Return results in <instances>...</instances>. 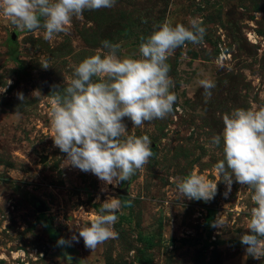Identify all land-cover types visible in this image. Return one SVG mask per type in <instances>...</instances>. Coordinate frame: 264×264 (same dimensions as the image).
<instances>
[{
  "label": "rangeland",
  "instance_id": "1",
  "mask_svg": "<svg viewBox=\"0 0 264 264\" xmlns=\"http://www.w3.org/2000/svg\"><path fill=\"white\" fill-rule=\"evenodd\" d=\"M193 19L205 29L202 43L177 48L167 61L173 113L140 128L124 120L127 134L150 137L149 162L119 184L67 165L51 137L52 109L74 67L106 52L105 40L119 43L121 56H138L141 37L159 24ZM203 79L215 84L210 96ZM9 80L0 93V264H264L246 257L240 242L253 190L233 182L229 191L219 181L223 141L212 143L224 113L264 108V0H116L85 10L50 41L43 29L21 31L0 13V86ZM191 173L219 181L214 199L184 198L176 185ZM110 197L120 205L111 239L93 251L82 238L58 246ZM218 216L224 229L212 226Z\"/></svg>",
  "mask_w": 264,
  "mask_h": 264
},
{
  "label": "clouds",
  "instance_id": "2",
  "mask_svg": "<svg viewBox=\"0 0 264 264\" xmlns=\"http://www.w3.org/2000/svg\"><path fill=\"white\" fill-rule=\"evenodd\" d=\"M116 0H0V13L21 31L43 29L45 40L59 33L67 34L72 19L85 10L112 8ZM205 29L195 19L187 25L165 21L146 38L141 37L139 55L121 56L119 43L102 42L106 52L83 59L73 69L72 77L64 81V88L54 101L52 127L54 145L66 153L67 165L91 172L105 184L129 181L150 160L153 153L147 135L127 134L125 118L133 127L164 119L173 113L177 96L171 91L174 82L169 76V56L186 44H200ZM48 69L47 61L40 62ZM200 85L205 95H211L213 81L203 79ZM0 86V93L7 91ZM23 102L24 94L18 93ZM223 130L212 138L219 146L223 141L224 158L215 167L230 191L233 182L253 190L247 231L240 242L245 255L264 258V108L251 110L235 108L222 116ZM218 181V182H219ZM217 183L191 173L177 183L184 198L209 202L217 193ZM119 202L110 197L101 203L100 213L88 224L78 227V235L58 246H71L82 238L92 251L113 237L118 220ZM212 226L224 229L220 216Z\"/></svg>",
  "mask_w": 264,
  "mask_h": 264
},
{
  "label": "water",
  "instance_id": "3",
  "mask_svg": "<svg viewBox=\"0 0 264 264\" xmlns=\"http://www.w3.org/2000/svg\"><path fill=\"white\" fill-rule=\"evenodd\" d=\"M122 193H124V194L127 193V187L122 191ZM38 209H39V211H45L46 208H45V206L42 205Z\"/></svg>",
  "mask_w": 264,
  "mask_h": 264
}]
</instances>
